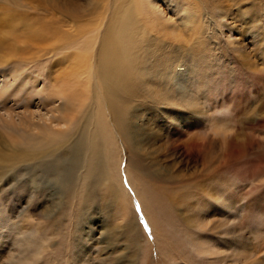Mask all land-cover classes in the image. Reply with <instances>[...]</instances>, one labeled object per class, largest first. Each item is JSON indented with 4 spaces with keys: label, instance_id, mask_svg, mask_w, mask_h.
I'll use <instances>...</instances> for the list:
<instances>
[{
    "label": "rangeland",
    "instance_id": "obj_1",
    "mask_svg": "<svg viewBox=\"0 0 264 264\" xmlns=\"http://www.w3.org/2000/svg\"><path fill=\"white\" fill-rule=\"evenodd\" d=\"M74 1L85 16L0 0V19L9 9L40 35L0 69V264H264V0ZM131 5L120 51L139 56L138 150L113 127L98 73ZM79 74L62 142H20L7 121L42 123L46 87ZM16 87L24 99L8 100Z\"/></svg>",
    "mask_w": 264,
    "mask_h": 264
},
{
    "label": "bare ground",
    "instance_id": "obj_2",
    "mask_svg": "<svg viewBox=\"0 0 264 264\" xmlns=\"http://www.w3.org/2000/svg\"><path fill=\"white\" fill-rule=\"evenodd\" d=\"M41 1L43 2L45 8L48 10L54 9L61 13L62 16L64 15L70 18H77L82 15L85 16L86 11L84 8L79 6L74 0H51L48 2L45 0ZM149 4L151 3L149 2ZM134 7L135 5H131L129 7V12L123 13L122 15L120 14V16L116 19V22H114L113 30H108V32L105 33L101 50L98 53L100 64L98 67V73L101 75V83L104 87V92L106 95L105 102L108 107L107 112L110 114L113 127L118 132L120 138L122 137L127 145L130 144V142H134L135 148L137 149L138 145V149H140L137 135L134 132H131L133 131L134 117L127 116L128 110L130 108L129 105H131L133 102L130 98L133 96L134 92L131 84L134 82L135 74H137L136 71L140 67L139 56L136 58L128 55L125 56L124 54L122 55V52L120 51L122 46L129 45V36L133 34L129 28L136 26V22L134 20ZM2 15V18L0 19V69L7 65V61L10 62L11 59L18 58L19 55H21V48L22 46H25L26 42L30 41L31 39L32 41L40 39V35L37 36L35 31H33V33L32 31L30 32L29 28H23L22 30H19L18 23L20 19L17 16H13L9 9L3 8ZM44 38L46 40L48 35L46 37L42 36L41 40ZM97 39L98 37L96 39L93 38L91 41H87L85 45L89 48L92 44L94 45L96 43ZM70 46L71 45H69V47ZM171 56V54H166V61L171 63ZM15 69L19 70L17 67H15ZM85 73L89 75L87 77L88 85L90 83V79H92V73L89 69L86 70ZM159 74L162 76L161 72ZM81 76L82 74H79L78 77L72 76V79L68 78L67 76V79L64 82L55 85V87L51 85L50 87H46V92L44 94L42 93L44 96L43 101H46V106H50L51 110L48 111L46 117L42 119V123L38 124L35 123L32 118H29V120L28 118H25L26 124H23L25 127L21 125V129L19 130L22 132H20L17 129L19 124H15L12 121H7L11 126L10 128L13 129L11 131L18 135L17 138L20 140V142L33 148H37L39 146H50L55 142H62L59 141L61 137L65 136L64 129L74 123L76 117L74 110L77 107V101H80V93H78L79 90H73V85L78 84L84 86L86 83V79L84 80ZM153 76L157 75L153 74ZM15 85L16 84L14 83L13 86ZM140 85L142 86V83ZM6 87L9 86L7 85ZM20 90L21 89L19 87L11 90L8 100H12V98L15 100L16 98L23 100L24 97L20 99ZM26 98L28 99L30 97ZM65 101H67L66 104ZM119 103H122L124 107L120 108L118 105ZM5 120L6 119L3 118V122ZM132 137H134V141ZM87 144L88 142L81 143L76 147L83 149L87 147ZM147 174L149 175V173Z\"/></svg>",
    "mask_w": 264,
    "mask_h": 264
}]
</instances>
